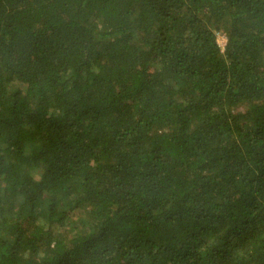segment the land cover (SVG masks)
Here are the masks:
<instances>
[{
    "label": "trees",
    "instance_id": "1",
    "mask_svg": "<svg viewBox=\"0 0 264 264\" xmlns=\"http://www.w3.org/2000/svg\"><path fill=\"white\" fill-rule=\"evenodd\" d=\"M0 264H264V0H0Z\"/></svg>",
    "mask_w": 264,
    "mask_h": 264
},
{
    "label": "built area",
    "instance_id": "2",
    "mask_svg": "<svg viewBox=\"0 0 264 264\" xmlns=\"http://www.w3.org/2000/svg\"><path fill=\"white\" fill-rule=\"evenodd\" d=\"M216 41L220 48V50H223L226 42V37L222 35L221 33H216Z\"/></svg>",
    "mask_w": 264,
    "mask_h": 264
}]
</instances>
